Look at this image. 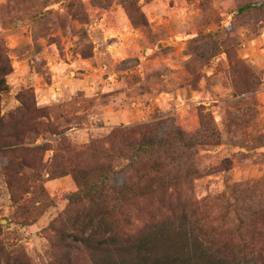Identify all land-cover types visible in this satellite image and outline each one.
Segmentation results:
<instances>
[{
  "label": "rangeland",
  "instance_id": "rangeland-1",
  "mask_svg": "<svg viewBox=\"0 0 264 264\" xmlns=\"http://www.w3.org/2000/svg\"><path fill=\"white\" fill-rule=\"evenodd\" d=\"M0 53L12 68L0 114L19 117L21 101L45 114L31 121L37 134L6 137L12 144L0 148L6 248L46 264L49 226L77 190L68 170L56 169L60 156L78 167L111 159L118 165L111 181L120 183L129 174L125 159L87 147L141 123L211 142L156 153L195 168L185 189L210 232L240 227L247 239L255 229L264 244V0H0ZM8 159L26 165L8 173ZM238 250L239 262L254 259Z\"/></svg>",
  "mask_w": 264,
  "mask_h": 264
},
{
  "label": "trees",
  "instance_id": "trees-1",
  "mask_svg": "<svg viewBox=\"0 0 264 264\" xmlns=\"http://www.w3.org/2000/svg\"><path fill=\"white\" fill-rule=\"evenodd\" d=\"M11 70L8 56L0 53V98L7 89L5 77ZM21 103L24 110L19 117L9 115L6 121L0 114V148L12 144L5 142L6 137L19 139L27 131L37 134V125L31 121L45 116L42 108ZM152 129L149 123L119 126L88 145L102 158L113 153L112 157L125 159L123 169L129 174L120 183L111 181L118 168L110 163L111 159L78 167L60 156L63 163L56 169H67L77 190L68 197L64 212L49 226L54 238L49 240L46 264H264L263 232L251 230L245 239V233L237 227L233 232L211 231V235L207 216L198 211V202L185 189L197 174L195 168L172 166L156 153L165 146L191 150L211 142L199 143L181 129L172 130L171 135H159ZM7 162L8 173L12 174L26 165L23 160ZM68 163L72 166L67 167ZM223 166L224 170L229 168L227 161ZM10 187L17 201L19 194L11 183ZM238 249L245 250L244 254L250 251L254 259L239 262L238 253L242 251ZM0 264L34 263L20 248H6L0 243Z\"/></svg>",
  "mask_w": 264,
  "mask_h": 264
}]
</instances>
